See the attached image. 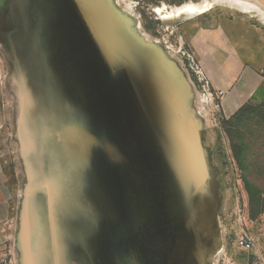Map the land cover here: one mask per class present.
Instances as JSON below:
<instances>
[{
    "label": "rangeland",
    "instance_id": "1",
    "mask_svg": "<svg viewBox=\"0 0 264 264\" xmlns=\"http://www.w3.org/2000/svg\"><path fill=\"white\" fill-rule=\"evenodd\" d=\"M89 1L0 0V156L16 211L5 228L7 256L16 264H264V165L256 148L254 163H235L219 124L220 91L190 48L199 28L230 29L236 39L246 21L255 42L246 56L264 80V22L223 0H95L93 11L81 8ZM204 1L214 4L201 14L164 18L154 9ZM87 11L101 30L120 23L182 73L187 117L210 155L206 173L182 163L179 173L147 169L125 143L131 138L122 141L118 111L105 107L113 71ZM196 68L213 103L201 104ZM78 129L90 139L82 142ZM243 229L255 238L250 250L236 244Z\"/></svg>",
    "mask_w": 264,
    "mask_h": 264
},
{
    "label": "water",
    "instance_id": "2",
    "mask_svg": "<svg viewBox=\"0 0 264 264\" xmlns=\"http://www.w3.org/2000/svg\"><path fill=\"white\" fill-rule=\"evenodd\" d=\"M95 3L90 0L81 4V8L93 11ZM86 15L113 71L109 80L105 79L108 87L105 107L111 110L114 104L117 109L115 124L119 126L122 141L131 138L125 143L136 149L137 158L145 156L142 162L147 169L164 167L179 173L182 163L191 172L206 173V167L199 166L202 159L196 129L187 117L191 91L182 73L168 64L158 50L147 51L145 44L120 23L106 22L101 30L96 25L100 18L90 12ZM76 135L82 142L90 139L80 129ZM154 146L160 147L159 153L152 149Z\"/></svg>",
    "mask_w": 264,
    "mask_h": 264
},
{
    "label": "crops",
    "instance_id": "3",
    "mask_svg": "<svg viewBox=\"0 0 264 264\" xmlns=\"http://www.w3.org/2000/svg\"><path fill=\"white\" fill-rule=\"evenodd\" d=\"M238 22L239 30L234 31L237 36L236 39H233V31L230 29L204 30L201 28L193 33L190 39V48L201 63L211 87L215 91L223 93L221 104L225 117L233 115L242 104L259 101L264 96L263 77L253 67L249 56H246L249 50L255 47L254 40L251 42L249 38L248 22ZM1 67L0 59V76H2ZM189 123L196 129L197 140L201 147L199 157L202 160L199 162V166L210 169V155L199 135L198 124L191 116ZM207 132L206 134H208ZM15 212L14 196L7 183L0 156V259L8 254L2 229L5 223L14 217Z\"/></svg>",
    "mask_w": 264,
    "mask_h": 264
},
{
    "label": "trees",
    "instance_id": "4",
    "mask_svg": "<svg viewBox=\"0 0 264 264\" xmlns=\"http://www.w3.org/2000/svg\"><path fill=\"white\" fill-rule=\"evenodd\" d=\"M219 124L239 168L254 163L255 156L250 155L254 148L258 152L256 157L264 165V101L242 104L229 118L221 117ZM251 143L253 145L250 146Z\"/></svg>",
    "mask_w": 264,
    "mask_h": 264
},
{
    "label": "bare ground",
    "instance_id": "5",
    "mask_svg": "<svg viewBox=\"0 0 264 264\" xmlns=\"http://www.w3.org/2000/svg\"><path fill=\"white\" fill-rule=\"evenodd\" d=\"M223 1L227 2L231 6H234L244 12L256 11L257 15L264 22V0H223ZM212 4L214 3H211L210 1L209 2L204 1L200 4L188 2L178 6H173L171 10H165L164 9L165 7L163 8L158 6L155 7L154 9L155 12L161 14L164 18H170V17L178 16L182 13H188L191 15L201 14L208 11L212 7Z\"/></svg>",
    "mask_w": 264,
    "mask_h": 264
},
{
    "label": "built area",
    "instance_id": "6",
    "mask_svg": "<svg viewBox=\"0 0 264 264\" xmlns=\"http://www.w3.org/2000/svg\"><path fill=\"white\" fill-rule=\"evenodd\" d=\"M194 72H195L199 82H202V85H201L202 94L200 95L201 104L205 105L207 101H211V103H213V99H214L215 95L209 89L208 82L206 81V78H205L203 72L199 68L194 69ZM219 96L223 97V93L219 92ZM13 223H14V217L11 218L9 221H7L5 223L3 229H2V231L4 233V243H5V246L8 250V252H9V248H10L9 242L11 240V234H6L5 228H6V226L11 227ZM236 244L244 250H250L254 247L255 238L253 237V235L251 234V232L249 230L243 229L236 237ZM0 264H16V263H15L14 259L6 256V257L0 259Z\"/></svg>",
    "mask_w": 264,
    "mask_h": 264
}]
</instances>
